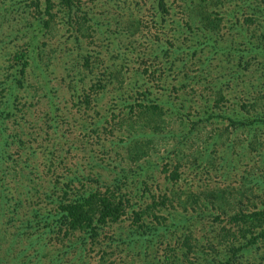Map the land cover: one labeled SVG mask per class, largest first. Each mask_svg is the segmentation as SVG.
<instances>
[{"label":"rangeland","instance_id":"374dc122","mask_svg":"<svg viewBox=\"0 0 264 264\" xmlns=\"http://www.w3.org/2000/svg\"><path fill=\"white\" fill-rule=\"evenodd\" d=\"M79 1L90 18L86 23L93 27H88V33L83 35L59 17L57 32L45 38L47 45L43 50V61L49 64L47 77L31 64L27 70L31 80L25 88L21 86L15 91L18 100L16 107L13 106V114L0 121L8 138L5 149L11 154L2 165L3 169L7 165L10 171L0 183L9 196L6 198V214L0 215V228L10 225L11 217L17 224L27 217L23 215L26 209H19L20 213L14 214L12 207L18 192L24 191L21 185H27L28 176L35 179L47 177L48 180L57 176L66 181L69 177L82 175L101 178L99 174L107 179L115 176L121 179L125 174L130 198L135 205L129 199L127 214L116 222L101 226L97 240L80 233L70 236V240H87V243L82 251H72L63 261L56 262L160 264L168 259H186L188 253L180 248V238L188 228L185 219L180 215L176 217V220L181 218L186 226L181 224L170 231L159 230L148 235L134 225L132 209L134 206L140 208L149 217H145L149 223L163 221L162 216H169L166 211L157 213L161 216L159 220L145 212L146 201L152 202L153 194L158 196L156 200H160L164 193L171 197L173 186L201 191L208 183L222 184L231 190H245L247 187L246 192L253 202L260 199L264 191V123L243 126L231 120H251L264 107V102L258 103L251 98L258 90L264 89V31L257 26L256 32L248 33L243 26L245 15L251 13L248 9L253 1L264 6V0H164L165 7H159L160 0ZM195 11L199 17L213 11L216 18L213 21L220 23V30L215 32L201 26L200 18L198 20L193 14ZM161 13L165 21L161 19ZM27 18L24 12L11 11L0 15L1 66H7L17 48L15 46L20 47L28 39L29 33L21 32L15 36L16 30L24 29ZM130 20H139L140 28L121 29L123 24L119 21ZM256 37L263 45L256 41ZM82 56L90 59L87 76H84ZM113 69L123 72L126 89L134 83L140 84L139 90L146 88L148 100L159 103L173 116L171 131L162 133L167 134L165 141L157 142L145 162L127 160L117 116H114L116 123L104 129L103 124L111 114H118L119 109L129 110L127 101L116 100L111 94L113 86L109 83V70ZM3 72L1 70L0 78H4ZM97 82L107 84L106 90L97 102L86 105L84 94L88 90L92 92ZM43 86L47 87L48 95L42 94ZM5 88V84H0L2 108ZM219 90L224 97L217 105L215 98ZM201 117H206L207 121L200 139L187 140L191 122L193 124V120ZM219 133L223 136L217 143L213 137ZM149 135H152L150 131ZM185 141L187 145H181ZM181 147L185 154L194 155L182 159V178L175 185L170 178L171 171L165 168L174 169L177 165L175 156ZM206 152L210 154L208 169L211 173L194 166L193 158ZM213 164L222 165V173ZM224 165L229 169L228 175L223 170ZM146 190L150 191L151 197L149 193H141ZM236 193L240 196L237 191L233 194ZM33 196L37 199L34 193ZM169 200L166 201L168 204ZM173 204L169 206L175 207L176 201ZM41 207L48 210L51 206L44 202ZM213 212L211 206L206 211L210 217L207 232L200 229V225L196 228L205 245L200 244L199 253L209 252L208 236L215 240L208 231L212 227ZM185 214L189 215L188 212ZM214 220L220 222L217 218ZM68 240L63 242L68 243ZM27 242L18 245V250ZM117 243H120L119 247H116ZM134 243L135 249L132 248ZM215 246L217 249H212L207 258L191 253L188 263L197 264L199 260L200 264H222L220 258L224 248ZM263 257V250H251L238 264H264ZM19 261L20 264H41L35 258L28 261L23 255Z\"/></svg>","mask_w":264,"mask_h":264},{"label":"trees","instance_id":"16d2710c","mask_svg":"<svg viewBox=\"0 0 264 264\" xmlns=\"http://www.w3.org/2000/svg\"><path fill=\"white\" fill-rule=\"evenodd\" d=\"M159 4V7H165L164 0H160ZM212 5L213 3L210 6ZM262 5L255 1L250 5L248 11L251 13L245 15V20L243 21V26L248 33L256 32L257 26H260L264 31V6ZM11 11L24 12L28 16L25 23L26 26H24V29L16 30L15 36L18 37L21 32L29 34L23 45L20 47L18 45L15 46L17 48L12 53L9 64L7 66L0 65V73L1 70L7 71L6 74L3 72L6 78L5 76L0 78V84H5L6 86L4 106L3 108L0 106V121L13 114V108L16 107L18 100V95L15 94V91L21 86L25 88L26 84L31 80L27 71L31 64L40 70L43 77H47L46 72L49 64L43 61V50H45L47 45L45 38L55 35L59 27V17L67 21L71 28L76 29L78 33L83 35L88 33V27H93L86 23L90 18L87 17V12L82 10L79 0H0V15ZM80 13L83 16H80ZM213 13V11H210L206 16L203 15L202 17H199L200 14H197L196 11L193 14L198 20L200 18L201 26L217 32L220 30V23L213 21L216 19ZM157 15H160V13L157 12ZM164 17L161 13V19L165 21ZM119 24H123L121 29L125 28L128 31L138 29L141 26L139 20L119 21ZM262 33L264 34V32ZM76 36L80 37L78 34ZM258 43L263 45L262 40H259ZM259 48L261 47L259 46ZM82 57H84V76H87L86 70H90V59L88 56ZM109 73V83L112 84L114 90H111L112 96L116 100L127 101L126 107L129 110L123 111L119 109L117 111L118 114H111L103 124L104 129L116 123L114 116H117V123L120 126L119 132L122 135L120 140L124 144V155L127 160L132 163L145 162L147 157L152 154L151 151L156 147V144H161L165 141L167 134L162 135V133L166 130L168 132L171 131L174 121L173 116L167 113L159 103L148 100L146 98V88L145 90H139L140 84L136 85L134 83L129 89H126L127 83L121 70L113 69L109 70ZM97 83L93 86L95 88L92 92L88 90L84 94L86 105H91L92 101L97 102L101 97L100 95L106 90L107 84L101 85L99 82ZM45 90H47L46 86L42 94L48 95L49 92ZM216 96L215 104L218 105L224 94L223 92L221 94V90H219L216 92ZM256 96L253 94L251 98L258 103L264 102V89L258 90ZM12 97H14V100ZM263 109L264 107L251 120L231 121L243 126H250L256 122L264 123ZM206 119V117H201L193 120V124L191 122L187 140L200 139ZM149 131L152 133L151 136ZM222 136V133L217 134L213 137L215 138L214 141L218 143L222 140ZM7 141L8 138L4 135V130L0 123V183H2L3 176L8 175L10 171L7 165L4 166V169L2 167L8 156H11L5 149L6 145H8L6 144ZM114 143L113 141L112 145ZM182 144L187 145V142H181ZM177 151L178 156H175L177 165L174 166V169L169 170V167L165 166L166 171H171L170 178L175 185L182 178L180 172L182 159L194 155L192 153L185 154L182 147L178 148ZM193 160L195 168L210 171L208 168L211 160L210 154L207 152L199 156L196 155ZM213 167H218V170L222 173V165L213 164ZM223 170L228 175L229 169H226L225 165ZM99 175L101 178L99 176L94 178L82 175L69 177L66 181L60 180L62 178L57 176L52 178V180H48L47 177L38 176L35 179L28 176L27 185H21L24 191L18 192V198L14 200V207H12L14 214L26 209L27 211L23 215L28 218L22 219L21 224H17L11 217L9 220L10 225L1 226L0 264H20L18 259L22 255L28 261H33V258H35L41 264H58L56 261H63L72 251V253L82 251L84 244L87 243V240H82V242H78L79 239L76 241L70 240V236L73 234L76 236L77 233H80L84 234V237L86 235L93 240H97L101 226L109 222H116L124 217L128 211L129 199L130 203H132L127 183L128 177L124 174V176L122 175L124 178L121 179L116 176L113 179H107L103 178V175ZM262 181L264 184V179ZM171 190L174 191L171 192L170 198L165 196L164 193L162 197H159V199L161 198L160 200H156L155 198L158 196L153 194L152 202L146 201L147 211L143 210L154 215L157 220L161 217L157 213L166 211L169 216H162L164 218L163 221L149 223L145 219V217H149L143 214L140 208L136 209L134 206L132 209L133 223L139 230H143V234L147 232L148 235H152L159 230L170 231L173 227L177 228V225H188L186 232L183 233V238H180V248L188 253L187 258L183 259L180 257L176 261L168 259L167 262L161 261L160 264H189L190 254L194 252L198 253L197 255L202 258H207L212 249H217L215 245H222V248H224L221 254L222 258H220L222 264H238V262L242 261L241 259L246 252L251 250L260 249L264 251V191L260 195L261 197L258 196L260 199H255L253 202L246 192V190L248 191L247 187H245V190H240V188L231 190L228 186H223L222 184L208 183L207 188L201 191L184 189L183 187L178 189L175 186ZM234 191L240 193V196H237V193L234 195ZM33 193L37 196V199L34 198ZM141 193H149L150 197L152 195L149 190ZM6 198L9 199L8 194H5V190L0 187V215L6 214ZM168 200L170 201L169 204L172 203V206H174L173 203L176 201V206L171 208L166 202ZM44 202L50 203L51 207L48 210L41 207ZM139 204L142 203L139 202ZM210 206L214 209V212L211 213V218L213 219L211 222L212 227L208 231L213 234L215 240L212 241L211 237L208 236L209 252L205 250L203 253H199L197 250H200V244L204 245V243L199 239L200 231L196 230V228L200 225V229L203 228L206 231L208 218H210L206 215V211ZM191 211L193 212L189 213ZM186 212L189 215H186ZM178 215L188 223L185 225L181 218L176 220ZM198 215L200 216L198 217ZM216 218L220 222H216L214 220ZM64 239H69L68 243L63 242ZM26 240H28L27 244L18 250V245L24 244ZM119 246L120 243H117L116 247ZM32 247H34V250ZM56 247L58 249L54 250ZM136 247L134 243L132 248L135 249ZM54 252H57V254H54ZM184 255L186 256V254ZM197 264H200L199 260Z\"/></svg>","mask_w":264,"mask_h":264}]
</instances>
